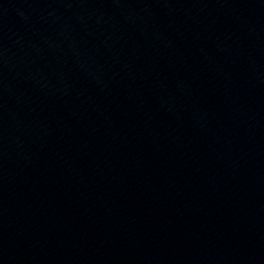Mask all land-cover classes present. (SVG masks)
Here are the masks:
<instances>
[{"label":"water","instance_id":"obj_1","mask_svg":"<svg viewBox=\"0 0 264 264\" xmlns=\"http://www.w3.org/2000/svg\"><path fill=\"white\" fill-rule=\"evenodd\" d=\"M0 264H264V0H0Z\"/></svg>","mask_w":264,"mask_h":264}]
</instances>
